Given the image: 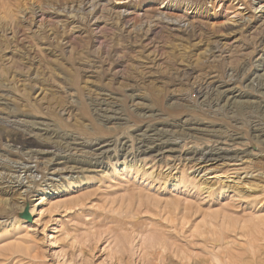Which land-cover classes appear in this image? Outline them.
I'll use <instances>...</instances> for the list:
<instances>
[{"label": "rangeland", "instance_id": "obj_1", "mask_svg": "<svg viewBox=\"0 0 264 264\" xmlns=\"http://www.w3.org/2000/svg\"><path fill=\"white\" fill-rule=\"evenodd\" d=\"M263 81L264 0H0V264H264Z\"/></svg>", "mask_w": 264, "mask_h": 264}, {"label": "bare ground", "instance_id": "obj_2", "mask_svg": "<svg viewBox=\"0 0 264 264\" xmlns=\"http://www.w3.org/2000/svg\"><path fill=\"white\" fill-rule=\"evenodd\" d=\"M140 1V0H139ZM182 1V0H181ZM165 2V1H164ZM184 3H186V2H184ZM192 3V2H191ZM191 3H187L186 5H185V7L184 6H182V3L180 4L178 1L177 2H174V1H170L168 4H167V6L168 7H176V8H186V10H189V9H192L193 8V6L192 5H190ZM196 3V2H195ZM132 4V3H131ZM135 4V3H134ZM204 6H205V4H204ZM196 7V6H195ZM200 7H197V8H193V10H196V12L198 13L199 11H200ZM185 10V11H186ZM209 10V9H208ZM208 10H204V11H208ZM202 12V11H201ZM205 13V12H204ZM249 17V16H248ZM264 82V81H263ZM213 159V158H212ZM1 166V165H0ZM136 167V166H135ZM18 186H20V184H17ZM22 185V184H21Z\"/></svg>", "mask_w": 264, "mask_h": 264}]
</instances>
